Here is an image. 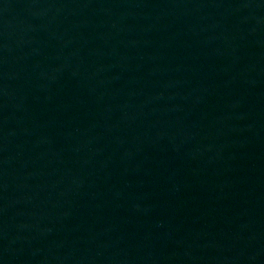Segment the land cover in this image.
<instances>
[{
  "label": "water",
  "instance_id": "water-1",
  "mask_svg": "<svg viewBox=\"0 0 264 264\" xmlns=\"http://www.w3.org/2000/svg\"><path fill=\"white\" fill-rule=\"evenodd\" d=\"M0 264H264V0H0Z\"/></svg>",
  "mask_w": 264,
  "mask_h": 264
}]
</instances>
